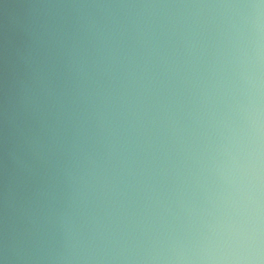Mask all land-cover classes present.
<instances>
[{"label":"clouds","instance_id":"obj_1","mask_svg":"<svg viewBox=\"0 0 264 264\" xmlns=\"http://www.w3.org/2000/svg\"><path fill=\"white\" fill-rule=\"evenodd\" d=\"M23 7L0 264H264V0Z\"/></svg>","mask_w":264,"mask_h":264},{"label":"water","instance_id":"obj_2","mask_svg":"<svg viewBox=\"0 0 264 264\" xmlns=\"http://www.w3.org/2000/svg\"><path fill=\"white\" fill-rule=\"evenodd\" d=\"M29 2L31 0H0V102L7 92L11 62L19 44L18 25L25 13L23 6Z\"/></svg>","mask_w":264,"mask_h":264}]
</instances>
